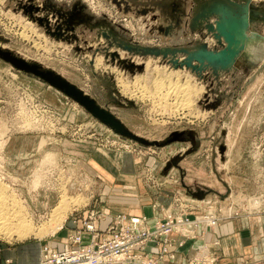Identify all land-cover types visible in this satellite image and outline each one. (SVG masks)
Masks as SVG:
<instances>
[{
    "label": "rangeland",
    "instance_id": "obj_1",
    "mask_svg": "<svg viewBox=\"0 0 264 264\" xmlns=\"http://www.w3.org/2000/svg\"><path fill=\"white\" fill-rule=\"evenodd\" d=\"M3 196L34 233L69 212L53 235L0 236V257L60 249L67 219L93 212L151 215L140 247L170 229L160 264H217L224 219L264 212V0H0Z\"/></svg>",
    "mask_w": 264,
    "mask_h": 264
},
{
    "label": "built area",
    "instance_id": "obj_2",
    "mask_svg": "<svg viewBox=\"0 0 264 264\" xmlns=\"http://www.w3.org/2000/svg\"><path fill=\"white\" fill-rule=\"evenodd\" d=\"M95 215L92 212L83 219L73 217V228L67 237V244L62 245L60 249H52L50 244L44 245L46 248L42 247L38 264H150L152 261L155 264L162 263L160 259H156L158 256H155L154 253L156 249L152 248L160 241L165 245L171 235L170 229L164 234L156 236L152 233L149 234L151 229L148 228L149 236L144 246L140 247L136 243H128L130 230L124 226V219L127 218V215L119 214V216L111 217L104 221L106 224L103 226H100L103 221ZM128 217L136 218L138 216ZM140 217L148 221L146 217ZM96 223H98L97 227L94 225ZM189 226L187 225V228ZM186 231L184 232L188 233ZM86 237H88L87 243L85 242ZM153 243L155 244L151 245ZM162 250L167 252L166 247H163Z\"/></svg>",
    "mask_w": 264,
    "mask_h": 264
},
{
    "label": "crops",
    "instance_id": "obj_3",
    "mask_svg": "<svg viewBox=\"0 0 264 264\" xmlns=\"http://www.w3.org/2000/svg\"><path fill=\"white\" fill-rule=\"evenodd\" d=\"M144 215L151 222L152 216ZM67 220H70V222H65L62 228L66 239L73 228L72 218ZM224 220L226 221L224 228L220 229L219 237H217L220 240V248L217 251V264H264V212H248L244 215ZM211 236L215 239V234H211ZM85 242H88V237H86ZM42 247L34 248L29 246L22 250V253H25L28 259L32 257L30 261L27 260L25 262L26 258L19 254L20 251L9 250L6 253H2L0 264H4V262L5 264L10 262L12 264H38V255H40L39 251L41 252ZM188 247L189 245L182 249L183 251L180 250V254L176 259L177 261L184 260V256L189 250Z\"/></svg>",
    "mask_w": 264,
    "mask_h": 264
},
{
    "label": "bare ground",
    "instance_id": "obj_4",
    "mask_svg": "<svg viewBox=\"0 0 264 264\" xmlns=\"http://www.w3.org/2000/svg\"><path fill=\"white\" fill-rule=\"evenodd\" d=\"M223 4H221L222 6ZM226 5V4H225ZM225 7V6H224ZM221 8V7H220ZM223 8V7H222ZM129 11V10H128ZM217 11V10H216ZM218 14V12H216ZM209 14V13H208ZM230 14V13H229ZM229 17V16H228ZM168 30V29H167ZM237 37V36H236ZM67 39V38H66ZM173 86V85H172ZM161 92V91H160ZM158 94H156L157 96ZM171 95V94H170ZM168 96V95H167ZM172 98V97H171ZM178 98V97H177ZM161 99V98H160ZM182 100V99H181ZM169 101V100H168ZM184 101V100H183ZM178 102V101H177ZM185 104V103H184ZM177 105V104H176ZM96 106V105H95ZM181 106V105H180ZM97 107V106H96ZM176 110V108H175ZM229 152V151H228ZM236 157V156H235ZM4 193V192H3ZM6 195V194H5ZM4 198V196H3ZM2 199V198H1ZM9 199V198H8ZM68 199V198H65ZM19 201V200H18ZM3 202V201H2ZM60 203V202H59ZM8 203L6 202L5 198H4V202L0 203V236L5 238V239H9L12 236L16 235L18 238H23L25 236H28L33 234V235H42L45 236L47 233H54L55 231L59 230L60 227L62 226L61 224H63V220L65 219V213H68V207L64 205L63 208V204H65V202L63 201L60 205L62 206H58L56 209H54L56 218L54 219V222L56 223L55 226L52 227V229H50L49 231H44L42 229L37 230L34 233V230L32 229L31 225L29 224V222L27 221V218H23L20 215H17L15 213L19 212L17 208L18 203L15 202V200L11 201V208L8 207L7 205ZM259 205L258 200H253V208L256 209V207ZM260 211V210H259ZM24 215V214H22ZM125 216V215H124ZM143 217V216H142ZM29 219V218H28ZM126 219V220H125ZM124 221L128 224V227H126L128 230H130L129 228H132L134 230H136L137 236L133 237V236H129L128 237V243L129 244H135L137 238H139L141 234L137 229L139 228L138 225L143 224L145 227L146 225L144 224L146 222V219L141 218L140 216L137 217V219H134L132 217H128L125 218ZM30 220V219H29ZM65 221V220H64ZM60 223V224H58ZM158 234H160V232H158ZM53 235V234H52ZM144 236V235H143ZM31 237V236H30ZM8 241V240H7Z\"/></svg>",
    "mask_w": 264,
    "mask_h": 264
},
{
    "label": "water",
    "instance_id": "obj_5",
    "mask_svg": "<svg viewBox=\"0 0 264 264\" xmlns=\"http://www.w3.org/2000/svg\"><path fill=\"white\" fill-rule=\"evenodd\" d=\"M20 64H21L20 67L27 69L25 64H23V63H20ZM48 81L51 84H53L55 87H57L59 90L63 91L68 97H71L76 102H78L82 106L86 107L91 112V114L94 118L98 119L100 122L107 125L111 130H113V131H115L121 135L131 137V135H129V133H127L123 130V127L113 117V115H111L110 113L94 106L93 103H91L89 99L84 97L81 92L77 91L72 86H69L68 84L61 82L59 80L51 79ZM176 168H179V167L176 166Z\"/></svg>",
    "mask_w": 264,
    "mask_h": 264
}]
</instances>
